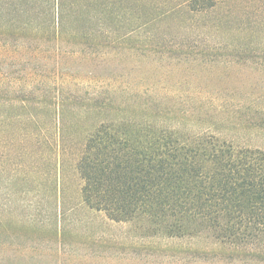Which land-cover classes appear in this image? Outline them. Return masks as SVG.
I'll list each match as a JSON object with an SVG mask.
<instances>
[{"label":"trees","instance_id":"trees-1","mask_svg":"<svg viewBox=\"0 0 264 264\" xmlns=\"http://www.w3.org/2000/svg\"><path fill=\"white\" fill-rule=\"evenodd\" d=\"M4 1L0 17L8 16L9 10L28 18L45 16L47 21L57 17V27L28 21L27 29L35 33L56 38L76 33L71 27L60 28L63 17L78 11L75 6L48 0L46 7L32 3L11 7ZM216 3L182 0L175 7L202 15L214 11ZM175 7L164 13L174 14ZM252 12L253 19L237 29L249 30L255 37L238 38L225 47H230L231 76L235 72L230 107L242 112L241 128L258 137L264 136V85L258 92L264 83V0H258ZM0 25L4 31L6 26ZM19 53L27 65L38 59L26 50ZM203 62L207 61L201 59L197 65ZM21 71L22 76L16 77L15 70L0 69V147L8 143L13 152L18 150L26 159L19 164H32V149L38 145H46L50 152L54 148L57 159L62 152L74 163L87 208L172 242L194 239L188 241L186 254H212L222 247L235 252L237 260L264 264V138L255 144H239L232 136L229 140L207 119L206 111H198L201 106L175 108L169 102L173 97L155 95L150 85L137 88L143 85L137 83L140 76L133 78L136 83L118 89L105 87L101 80L95 83L93 72L71 87L63 82L73 78L70 72L63 73L59 82L50 70ZM152 71L155 79L158 72ZM163 74L168 78L170 70ZM138 98L142 101L137 104L131 100ZM215 103L214 108H224ZM44 159L53 162V155ZM203 237L209 238L210 248L200 243Z\"/></svg>","mask_w":264,"mask_h":264},{"label":"rangeland","instance_id":"rangeland-1","mask_svg":"<svg viewBox=\"0 0 264 264\" xmlns=\"http://www.w3.org/2000/svg\"><path fill=\"white\" fill-rule=\"evenodd\" d=\"M47 1L4 3L46 7ZM61 2L65 7L79 8L63 17L60 24L63 31L68 27L76 30L74 34L62 33L56 38L26 27L28 21L57 27L56 16L47 21L45 16L32 14L28 18L9 10L8 16L0 17L6 26L0 30V69L15 70L16 77L22 76V68L35 67L43 73L50 70L59 82L63 73L70 72L73 78L63 82L71 87L86 79L87 72H93L95 83L101 80L105 87L118 89L140 76L137 83L143 85L137 88L150 85L155 95L173 97L169 102L175 108L201 106L198 111H206L207 119L229 140L232 136L239 144H255L264 138L253 137L241 128L242 112L230 107V82L235 72L231 76L227 47L232 40L255 37L249 30L239 32L237 28L253 19L252 7L258 0H217L211 9L214 11L202 15L177 11L175 5L182 0ZM170 7H175L174 14L164 13ZM21 50L37 54L38 59L22 63ZM170 50L182 56L168 57ZM201 59L207 62L197 65ZM167 69L170 74L164 78L163 70ZM152 70L158 72L155 79ZM80 74L79 79L74 78ZM153 81L156 85H151ZM263 85L260 82L258 92ZM163 88H167L165 92L160 91ZM176 98L185 104L174 101ZM131 100L135 104L142 101ZM215 102L223 103L224 108H214ZM5 137L7 141L8 135ZM14 152L8 143L0 147V264H247L222 247L212 254H186L188 241L194 239L172 242L87 208L81 200L82 182L67 154L59 152L57 159L54 148L50 152L46 145H38L32 149V164L21 165L19 162L26 159L20 158L18 150ZM50 155L53 162L45 161ZM200 243L210 248L209 238L203 237Z\"/></svg>","mask_w":264,"mask_h":264}]
</instances>
